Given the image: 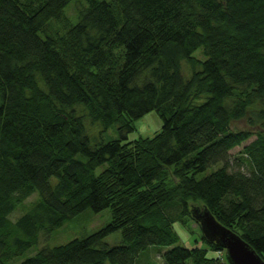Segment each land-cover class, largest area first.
<instances>
[{
	"label": "trees",
	"instance_id": "1",
	"mask_svg": "<svg viewBox=\"0 0 264 264\" xmlns=\"http://www.w3.org/2000/svg\"><path fill=\"white\" fill-rule=\"evenodd\" d=\"M72 1L0 0V264L88 208L112 221L18 264H140L153 246L165 264H229L205 235L180 242L174 223L206 208L264 258V0H81L76 22ZM154 110L161 130L130 140Z\"/></svg>",
	"mask_w": 264,
	"mask_h": 264
},
{
	"label": "rangeland",
	"instance_id": "2",
	"mask_svg": "<svg viewBox=\"0 0 264 264\" xmlns=\"http://www.w3.org/2000/svg\"><path fill=\"white\" fill-rule=\"evenodd\" d=\"M80 1L81 0H73L72 3L66 9L67 16L74 22H76V6L78 7ZM55 25H59V23H56ZM61 27L63 28L60 30L61 32L67 28V26L64 25H62ZM41 34L44 36V33ZM195 56L202 60L206 59V55L204 54L202 48L195 52ZM185 69L186 71L184 72V74H187L188 71L186 66ZM163 123L164 120L161 114L156 110L151 111L135 122L136 130L129 134V139L132 140L141 136L151 137L161 130ZM87 126L89 134L98 136L97 140L109 141L111 139L120 137V134L116 126L114 125L111 126L109 129L103 131H101L102 129L99 125H92L89 121L87 123ZM233 128L244 129L248 128V125L245 120H241L235 122L233 124ZM253 139H255V137L246 142V144L251 142ZM242 149L243 146H240L234 148L231 151L229 157L231 165H234L237 158L241 156ZM220 166H222V163L210 165L206 171L199 173L197 176L199 179L203 178L211 174ZM104 168V165L98 167L96 173L99 174L104 170ZM248 169L249 163L245 162L244 166L242 167V170H244L245 172H249ZM52 181L53 183H55L57 181V178H53ZM39 199V193H33L28 199H26L21 205H19L17 209H15V211L11 214L10 218L16 221L22 214L28 212L32 208L33 203L37 202ZM111 221L112 212L110 208L104 209L99 212L94 211L92 208H88L72 220L66 222L62 227L56 229L50 236L42 238L38 245L28 250L24 255L16 257L15 264L22 262L29 256L35 255L37 251L43 246H57L61 244H66L75 238H84L100 230ZM174 227L180 236L181 244L190 248L195 246L204 248L207 246V241L202 238V235H204L202 227L200 223L195 220V218L186 217L184 221L175 222ZM121 242V231L113 232L105 238V243L108 246H115L120 244ZM167 249L168 248L162 246L151 247L141 257L140 264H165L160 252H165Z\"/></svg>",
	"mask_w": 264,
	"mask_h": 264
},
{
	"label": "water",
	"instance_id": "3",
	"mask_svg": "<svg viewBox=\"0 0 264 264\" xmlns=\"http://www.w3.org/2000/svg\"><path fill=\"white\" fill-rule=\"evenodd\" d=\"M200 223L208 241L215 242L226 251L230 264H264L263 257L246 240L229 229L211 213L209 209L192 211Z\"/></svg>",
	"mask_w": 264,
	"mask_h": 264
},
{
	"label": "bare ground",
	"instance_id": "4",
	"mask_svg": "<svg viewBox=\"0 0 264 264\" xmlns=\"http://www.w3.org/2000/svg\"><path fill=\"white\" fill-rule=\"evenodd\" d=\"M222 255H223L222 258H221V257H220V258L223 259V261H225L226 251H223V252H222ZM226 256H227V255H226ZM263 259H264V258H263Z\"/></svg>",
	"mask_w": 264,
	"mask_h": 264
},
{
	"label": "built area",
	"instance_id": "5",
	"mask_svg": "<svg viewBox=\"0 0 264 264\" xmlns=\"http://www.w3.org/2000/svg\"><path fill=\"white\" fill-rule=\"evenodd\" d=\"M222 252H223V251H219V252H217V255H218L219 257H221V258H222Z\"/></svg>",
	"mask_w": 264,
	"mask_h": 264
}]
</instances>
